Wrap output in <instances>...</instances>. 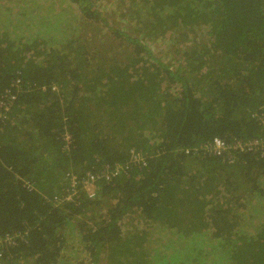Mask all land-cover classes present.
Returning a JSON list of instances; mask_svg holds the SVG:
<instances>
[{
  "label": "trees",
  "instance_id": "obj_1",
  "mask_svg": "<svg viewBox=\"0 0 264 264\" xmlns=\"http://www.w3.org/2000/svg\"><path fill=\"white\" fill-rule=\"evenodd\" d=\"M6 91L0 264H264V0H0Z\"/></svg>",
  "mask_w": 264,
  "mask_h": 264
},
{
  "label": "built area",
  "instance_id": "obj_2",
  "mask_svg": "<svg viewBox=\"0 0 264 264\" xmlns=\"http://www.w3.org/2000/svg\"><path fill=\"white\" fill-rule=\"evenodd\" d=\"M13 99V96L6 91L3 96L0 97V108L5 111L7 109V101ZM0 117L2 114L0 113ZM65 146L69 144V137H64ZM64 146V147H65ZM203 152L207 154H211L214 156H229L228 161H232V154L233 153H241L242 151L250 150L256 151L261 150V156H263L262 151L264 150V137L263 138H254L251 140H241V141H234L232 143H227L226 141L220 138H214L211 143L205 144L200 147ZM132 162L134 165L142 163L143 159L133 155ZM121 170L120 166H116L114 170L104 169L101 170L99 174L97 173H86L84 176H77V175H68L67 180V188L65 190L64 199L70 200L78 190L82 189L85 191L89 198L95 197V183L104 178L106 181H109L111 178L115 177ZM62 195V194H61ZM63 196V195H62ZM55 199V198H54ZM9 241V239H7ZM2 241H0V249H1Z\"/></svg>",
  "mask_w": 264,
  "mask_h": 264
},
{
  "label": "rangeland",
  "instance_id": "obj_3",
  "mask_svg": "<svg viewBox=\"0 0 264 264\" xmlns=\"http://www.w3.org/2000/svg\"><path fill=\"white\" fill-rule=\"evenodd\" d=\"M57 8L59 9V11H58V16H57V18L55 19L54 23H56L57 21H58V23H59V21L61 20L62 24H63L64 27H65V26H67L68 21H71V20H72L73 13H72V11L69 9L68 5L65 6V7L62 9V4H61V3H58ZM61 9H62V10H61ZM106 9H108V8L106 7ZM60 11H61V12H60ZM62 13H64V15H62ZM73 20H75V16H74V19H73ZM68 33H69V32H68ZM161 46H162V45H161ZM161 46H158L157 44H153V46H152L153 51H154L155 53H157V55H164V52H161V51H160V49L162 48ZM242 192H244V191H242ZM243 199H247V198H246V194L243 196ZM75 242H76V241H74V240H69L68 243H70V245H69L67 248H71V247L74 245ZM72 257L74 258V259L72 260V263H80L83 259H85V258H84L85 256H84L82 253H80V254L78 255L77 258H75L74 256H72Z\"/></svg>",
  "mask_w": 264,
  "mask_h": 264
},
{
  "label": "bare ground",
  "instance_id": "obj_4",
  "mask_svg": "<svg viewBox=\"0 0 264 264\" xmlns=\"http://www.w3.org/2000/svg\"><path fill=\"white\" fill-rule=\"evenodd\" d=\"M1 250V249H0Z\"/></svg>",
  "mask_w": 264,
  "mask_h": 264
}]
</instances>
